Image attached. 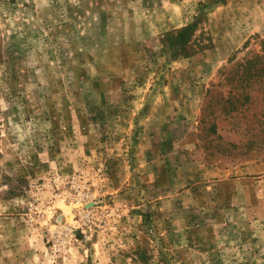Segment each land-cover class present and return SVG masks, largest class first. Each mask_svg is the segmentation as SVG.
Listing matches in <instances>:
<instances>
[{
    "label": "rangeland",
    "instance_id": "obj_1",
    "mask_svg": "<svg viewBox=\"0 0 264 264\" xmlns=\"http://www.w3.org/2000/svg\"><path fill=\"white\" fill-rule=\"evenodd\" d=\"M263 39L264 0H0V264H264V100L224 83Z\"/></svg>",
    "mask_w": 264,
    "mask_h": 264
},
{
    "label": "trees",
    "instance_id": "obj_2",
    "mask_svg": "<svg viewBox=\"0 0 264 264\" xmlns=\"http://www.w3.org/2000/svg\"><path fill=\"white\" fill-rule=\"evenodd\" d=\"M194 27L188 26L184 28L176 37H174L172 43L178 47L179 50H184L188 41L194 34ZM224 83L228 85L232 84L230 91L228 92L229 101L233 107L230 109V113L239 111L237 102L239 104L244 102L258 101L259 98L264 100V39L262 40V48L259 52H253L244 61L237 63L224 75ZM258 87L262 97L259 95H253L252 90L245 93L244 89H253ZM245 104H242L243 106ZM249 108V107H248ZM264 116V109L262 111ZM253 123L249 120V124Z\"/></svg>",
    "mask_w": 264,
    "mask_h": 264
}]
</instances>
